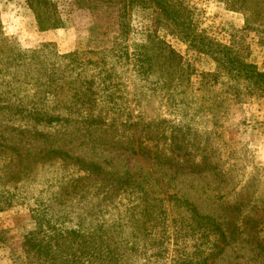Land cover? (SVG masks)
<instances>
[{
	"label": "trees",
	"instance_id": "trees-1",
	"mask_svg": "<svg viewBox=\"0 0 264 264\" xmlns=\"http://www.w3.org/2000/svg\"><path fill=\"white\" fill-rule=\"evenodd\" d=\"M23 1L39 31L64 28L54 0ZM224 1L245 13L246 28L256 31L264 46V26L251 28L264 21V0ZM75 3L93 18L84 54L99 56L97 66L105 61L103 54L127 58L137 78L154 80L155 91L178 107L179 122L170 126L134 117L127 88L112 76L100 87L79 75L67 81L56 65L44 77L38 67L24 76L34 83L29 89L23 85L31 82L19 71L0 68V207L33 199L35 229L23 244L28 259L32 264H264L261 198L238 194L228 200L239 185L230 170L210 163L224 154L214 144L226 145L231 107L264 99V70L251 61L248 39L224 45L198 31L187 0ZM135 8L155 10L159 27L215 63L213 71L200 74L193 111L186 96L192 74L183 57L153 32L145 44L128 43ZM2 29L0 21V35ZM43 92L52 96L45 103ZM146 95L133 94L136 111ZM199 143L210 149L191 151ZM52 168L62 173L38 179L40 171ZM36 184L44 187L26 198ZM89 217L94 226L83 230L77 220ZM62 220L77 228L57 226Z\"/></svg>",
	"mask_w": 264,
	"mask_h": 264
},
{
	"label": "rangeland",
	"instance_id": "rangeland-1",
	"mask_svg": "<svg viewBox=\"0 0 264 264\" xmlns=\"http://www.w3.org/2000/svg\"><path fill=\"white\" fill-rule=\"evenodd\" d=\"M19 1L25 3L23 0ZM54 1L65 23L64 27L70 30L72 35L76 33V50L70 53H60L54 44L41 42L40 39L27 33L19 38L6 36L3 32V35H0V68L4 70L14 68L19 71V76H23V78L25 76L26 78L27 74H36L35 69L40 67L42 75L44 74V77H46L53 69L52 66L56 65L67 81L79 75L82 80L98 82L100 87L103 86L104 81L109 83L112 76L114 82H120L127 88V98L130 100L129 103L134 111V117L143 115L147 121L165 120L170 126L179 122L178 107L171 105L163 95H160L159 91H155L158 85L153 83L154 80L144 77L137 78V72L127 58H115L111 54H103L105 61L99 62V66L103 67L101 69L96 63L99 56L84 54L88 49V29L93 23V18L87 10L79 9L75 0ZM187 2L193 13L194 23L198 31L205 32L224 45H230L233 41L238 42L242 37L247 38L251 48V61L261 71L264 70V46H261L259 42L258 33L246 28L244 12L230 10L224 0H187ZM24 5L26 6V4ZM154 11L153 9H133L130 15L131 34L128 43L130 45L131 43L145 44L148 40L147 35L153 32L183 57L186 66H190H188L189 72L192 74L186 90V96L191 100L189 111L191 112L194 110L192 98L196 99L199 96L200 74L213 71L215 63L210 58L191 51L187 44L170 35L168 30L159 27L156 24L157 15ZM0 21L2 22L1 17ZM260 24L264 26V21H257L251 25V28H257ZM3 64H7V66H2ZM14 65L17 66L14 67ZM25 78L23 80L29 81L31 84L23 86L29 89L33 88L34 83L31 79ZM226 83V80L221 79L223 87H227L225 86ZM138 90L144 91L147 95L136 111L133 94ZM22 92L24 93V91ZM164 92L163 90L162 94ZM30 93L32 92L30 91ZM43 93L40 94L42 103L47 101L44 98H52V96ZM256 101L264 102V99H253L244 105L236 104L231 107L230 118L223 136L226 145L214 144V149L216 151L220 150L224 154L221 157L215 156L214 159L210 160V163L223 168L224 171L230 170L234 184L239 185L237 193H234L228 200L235 198L238 194H241L240 196L254 194L255 197L261 198L263 202L262 209L264 210V163L258 149L260 142L257 125L260 124V119L253 120L245 116L246 111H250L249 105L251 103L256 104ZM201 139L205 140L204 137ZM204 147L207 150L210 149L208 145L199 143L192 147L191 151H197V148L201 150ZM141 162L142 160H140ZM131 163L134 164L133 160ZM140 163L138 164L140 165ZM55 170L52 168L40 171L38 179H52L62 173ZM250 184L251 186L248 188ZM21 186L26 185L22 184ZM42 187H44L42 184L31 186L26 198L33 195V190L35 192L34 196H36L37 191ZM24 200L20 198L17 199L15 205L6 208L0 207V264H32L24 252L23 244L25 236L35 229L32 218L33 213L30 208L34 206H32L33 199ZM77 212L82 213V210L79 208ZM93 220L95 219L89 217L83 221L77 220V222H83L82 229L89 230L94 226ZM57 226L77 228L76 223H68L63 220ZM44 230L47 233L50 232L47 228H44ZM158 264H170V262L164 260Z\"/></svg>",
	"mask_w": 264,
	"mask_h": 264
},
{
	"label": "crops",
	"instance_id": "crops-1",
	"mask_svg": "<svg viewBox=\"0 0 264 264\" xmlns=\"http://www.w3.org/2000/svg\"><path fill=\"white\" fill-rule=\"evenodd\" d=\"M22 1H3L0 3L1 20L4 34L22 38L24 34L40 39L41 42L54 44L60 53H70L77 48L76 33L70 32L65 27L52 31L41 32L36 25L34 14L24 5ZM28 9V10H27ZM68 36V37H67ZM250 111L245 116L250 119H260L258 124L259 154L264 163V102L256 101L249 105Z\"/></svg>",
	"mask_w": 264,
	"mask_h": 264
}]
</instances>
